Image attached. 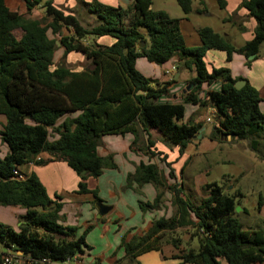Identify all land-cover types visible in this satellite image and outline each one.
<instances>
[{
  "label": "trees",
  "instance_id": "1",
  "mask_svg": "<svg viewBox=\"0 0 264 264\" xmlns=\"http://www.w3.org/2000/svg\"><path fill=\"white\" fill-rule=\"evenodd\" d=\"M22 1L23 16L10 12L4 0H0V115L6 119L0 141L7 148L6 155L0 158V204L25 210L17 230L0 224V264L3 255L16 257L17 253H21L24 262L38 264L46 260L49 264H61L80 257L88 248L85 236L90 227L75 237L74 227L59 223L63 204L49 199L35 174L18 181L13 175L15 170L27 164L64 162L79 178L77 193H90L94 204L99 200L96 192L87 190V178L96 179L104 169L114 168L110 157L97 154L101 138L130 134L134 137L132 149L140 132L147 137L146 154L163 163L167 177L155 164H139L127 176L126 185L149 184L157 190L152 203L138 202L143 213L156 210L163 193L170 192L174 213L168 219L153 221L144 236L123 243L124 259L161 251V244L170 242L179 250L172 257L179 260L178 264H263L264 229L244 230L234 210L240 202L239 192L231 194L216 183H207L202 186L205 198L195 205L187 199L182 180L168 184L169 179H175L174 171L166 156L154 149L150 131L155 130L161 143L168 149L176 148L181 156L203 125L184 124L182 105L157 103L167 95L170 83H154L138 73L134 64L141 57L158 66L177 58V71L195 74L191 80L194 87L185 98L191 104H196L195 93L202 85L220 82L219 92L207 93L214 108L210 140L231 136L238 142L252 134H263L264 114L259 109L257 91L247 82L235 90L239 79L232 78L225 67L208 73L203 57L208 50L224 52L227 62L233 53L257 56L264 43V0L242 1L241 7L255 20L256 27L253 38L239 49L209 28L197 32L201 47H186L179 21L163 11H153L151 0H134L125 8L87 5L88 13L96 19L94 25L87 26L76 16L55 8L50 0ZM215 1L220 8L225 7L223 0ZM176 3L184 15L192 11L191 0ZM40 5L44 15L51 19L49 23L26 17ZM62 29L72 32L71 37L61 40L62 58L79 53L90 62L86 68L73 71L54 65L55 37ZM18 32L21 34L16 40ZM103 37L113 43L94 42ZM87 38L93 41L84 45L82 41ZM141 43L143 47H139ZM73 112H78V116L68 117ZM258 138L264 143V135ZM260 145L251 141L249 147L257 150ZM41 154L48 158L37 160ZM83 171L87 174L82 176ZM179 173L182 176V170ZM261 205L264 198L260 197L258 209ZM183 229L197 240L196 249L178 248L180 238L176 231ZM166 237L169 241L165 242Z\"/></svg>",
  "mask_w": 264,
  "mask_h": 264
},
{
  "label": "crops",
  "instance_id": "2",
  "mask_svg": "<svg viewBox=\"0 0 264 264\" xmlns=\"http://www.w3.org/2000/svg\"><path fill=\"white\" fill-rule=\"evenodd\" d=\"M44 1L48 0H43V2ZM50 1L55 8L63 13L76 16L82 25L90 24V22L95 23L96 20L94 15L88 13L87 5L98 3L114 8H125L129 5L121 2V0ZM125 1L126 0H124V2ZM191 1L192 11L187 15L182 13L176 0L164 1L161 5L162 7L155 10L153 9V2L151 0L150 8L153 11H163L170 18L177 19L179 21V30L185 46L188 48H198L202 46L200 37L197 33L199 29L209 28L214 33L218 35L220 34L217 33V29H215L213 25H211L212 28L204 26L207 22L203 18L205 17L206 19H209L212 17L210 13L204 15L205 10L208 12L206 0ZM223 1L225 7L223 9L221 8L222 10L219 11L225 13L226 16L215 17L214 20L216 21V24L222 23L231 26L232 33H225L224 31L223 35L221 34L220 36L224 37L233 48L239 49L253 38L256 22L249 16L248 12L241 7L243 0ZM4 3L10 12L22 16L24 15V12L22 11L23 9L25 10V6L22 0H4ZM41 7V5L37 6L31 14L26 17L42 23H49L51 19L44 15V11ZM216 24L214 26H216ZM140 31L142 34L144 33L143 30ZM20 34V32L15 34L16 40L19 39ZM71 36L72 32L67 31L66 29H62L59 35H56L57 49L54 55V65L59 62V59L62 58L64 53V47L62 46L61 40L67 39ZM92 41L93 39L87 38L86 42L83 40L82 43L88 45ZM94 42L100 45H110L113 43L110 38L104 37L94 39ZM70 54L65 56V60L67 59L66 65L69 63L68 59L71 57ZM258 56L259 53L257 56L253 55V57L248 60L247 57L241 54L233 53L231 61L227 62L224 52L208 50L203 57V62L208 73H211L212 69L225 67L230 71L232 78L243 80L253 87L257 91L261 100L259 109L264 114V74L262 75L261 73H264V64L260 63L261 60ZM80 58L82 59L81 55ZM82 61H86L87 65L90 63L86 59H83ZM176 63L177 58L173 57L163 65L158 66L141 57L136 59L134 68L143 77L152 80L154 83H170L167 87V95L159 98L157 103L182 105L184 108V124L193 125L196 123H202L203 127L197 136L200 139L205 135L206 127L213 126L214 108L208 102L207 93L209 91L219 92L221 83L216 82L210 86L202 85L197 93H195L196 104H191L185 100L191 90L186 92L183 91L187 85L191 83L195 74L186 70L177 71L175 69ZM58 65L62 66L61 63ZM200 111H204V115H201ZM78 114V112H73L70 113L68 117L74 118L78 116ZM2 117L4 119L0 118V132L6 123L5 117ZM207 118L211 119L210 123H206ZM61 121L62 119L59 120L58 123ZM259 134L260 136L264 135V133L262 134L260 132L255 135L252 134L248 139L240 142H243L242 146H246L247 148H249L251 141H257L259 144L261 143L256 151L259 150V155L264 160V143L261 138H258L260 137L258 136ZM150 137L154 141V149L166 156V161L171 164V168L174 171L175 179H169L168 184L177 183L180 180L183 182L179 172L182 170V176L184 175L185 168H183V166L188 161L189 157H187L186 153L180 156L176 148L168 149L165 147L160 141V135L155 130L150 131ZM133 141L134 137L130 134H125L124 136H104L101 138V143L97 147V154L100 157H110L111 163L114 165V168L112 169H104L98 178H87L85 182L87 190H89V192H96L99 202L110 207L109 212L100 218L96 217L97 212L94 206L95 203L93 204L94 197L90 193L84 195L77 193L79 178L64 162L52 161L44 166L27 164L18 168L19 173L25 177L35 174L44 187L49 199L63 204L59 213V223L63 227H74L75 237L80 236L90 227V230L85 236V243L88 247L85 253L80 257H73L69 259V261L67 260V262L61 264H139L137 260L141 259L139 258L141 255L133 260L124 259L125 253L122 244L129 242L134 237L144 236L151 228L153 221L161 218L168 219L173 215L174 208L171 205V194L167 191L163 193L162 197V199H166L165 201L167 203H163L162 205L160 202L159 207L156 210H148L144 213L139 210L138 202L152 203L156 197L157 190L149 184L143 186L132 184L128 187L126 185L127 176L133 174L135 168L139 164H155L166 177L168 170L166 168L164 169V166H159L160 164H157V161L154 160L157 159L156 157L149 158L148 154H146L147 137L144 133H139L136 144L131 149L130 147ZM220 141L222 147H224L222 148L223 150L220 151L227 153V158L225 156L224 159L226 160L223 162L230 163L234 157L235 147L240 145L241 148V143L239 142L236 144V141H234L231 136L221 137ZM6 153L7 148L2 144L0 147V158L4 157ZM41 157L42 159L48 158L46 154H41ZM245 159H247L245 155L238 157V161L243 160V165L246 167L248 162H245ZM225 177L227 179L232 178L230 175ZM191 180V182L184 181L183 183L186 188V190L184 188L185 193L188 194L187 191L189 192V190L192 189L193 192L200 194L202 192V186L207 184L204 175L201 178H192ZM232 181L233 180H230L228 183L230 184ZM188 186H192V188ZM242 191L243 189L240 187L227 189V192H230L231 194L239 192L241 197H238V199L242 198ZM204 198L205 194L202 192L200 194V199L193 198L195 201L193 204H199ZM237 206H239V204ZM159 210L162 212H159ZM257 211V220L259 219L258 221H260L264 228V205H261ZM24 213L25 210L19 206L0 204V224L12 228L13 230H17L20 219ZM236 214L240 224L245 230L254 229L253 226L255 224L253 223V225H251L248 222V219H250L251 216L246 209L242 207ZM194 240L195 239L190 237V231L184 230V234L180 238L179 243V245H182L178 248L182 249L186 246L192 248ZM167 245L172 250L167 251L161 247V251L149 252L160 253V257L164 260L177 255L179 250L175 249L170 244ZM178 263L179 260L176 264ZM221 264L226 263L221 261Z\"/></svg>",
  "mask_w": 264,
  "mask_h": 264
},
{
  "label": "rangeland",
  "instance_id": "3",
  "mask_svg": "<svg viewBox=\"0 0 264 264\" xmlns=\"http://www.w3.org/2000/svg\"><path fill=\"white\" fill-rule=\"evenodd\" d=\"M164 1H167V0H152L153 9L154 10L160 9ZM121 2L124 3V0H121ZM206 4H207L208 12L205 10L204 15L206 13H210L212 17L209 19H206L204 17L203 19L208 24L206 23L204 25L203 23V25L208 26V27H211V25H213V27L217 29V33H219L220 35L221 34L223 35L224 31L225 33H232L231 26L227 24H222V23L216 24V21L214 20L215 17L226 16L225 13H223L222 11L221 12L219 11L222 9L217 5V2L215 0H206ZM41 9L43 10L42 7ZM22 12L25 13L24 9ZM43 23H47V22H43ZM215 24L216 26H214ZM87 25H94V23L90 22V24H83V26H87ZM85 42H86V39H85ZM70 56L71 57L70 59H68L69 63L67 65H66L67 59L65 60V58H61L59 59V62L56 61L58 63L55 64V66L61 63L62 66L67 67L73 71L82 70L88 66L86 61H82L84 58L82 57L81 59L79 53L74 54V52H72ZM252 56L253 55L248 56L247 59L249 60L250 58H252ZM258 57H260V60H261V61L259 60L260 63L264 64L263 63L264 43L260 46ZM261 73L262 75L264 74L263 72ZM200 113L201 115L202 114L204 115V111H200ZM0 118L4 119L2 116H0ZM211 131H212V126H207L206 133L204 136H202L200 139L198 137L193 139L187 145L185 153L187 157H189V159L184 166L185 168L184 175L181 176L183 179V183L184 181L191 182L192 178L198 179L204 175V179L206 183H216L222 186L225 191H227V189L229 188L234 189V188L240 187L241 189H243L242 191L243 196L242 198L239 199L240 201L239 206H238L239 209L243 207L244 209L247 210V212L251 216V218L248 219V222L251 225H253V223L255 224L253 226L254 229H259V227L260 229H264L263 225L260 223V221H258L259 219L257 220L258 200L260 197L264 198V160L259 155L260 153L259 150L256 151L250 147L247 148L246 146H242L243 142L238 141L236 142V144L240 142L241 148H240V145H237V147H235L234 157L230 163L223 162L226 160L224 159L225 156L227 158V153L224 151H220V150H223L222 148H224L222 147V143L220 139L219 141L209 139ZM1 145L2 143L0 141V147ZM241 155H245L247 157V159H245V162H248V165L246 167L243 165L244 159L238 161V157H241ZM106 157H102V158H106ZM154 160L157 161V164H160L159 166H164L162 162L159 161L158 159H154ZM227 175H230L232 178L227 179L225 177ZM230 180H233V181L229 184L228 181ZM188 187L192 188V186H188ZM187 193L188 194L185 193L186 196H188L187 199H189L192 203L195 202L193 198L200 199L201 193L198 194L196 192H193L192 189H190L189 192L187 191ZM165 200H166L165 198L162 199L161 201L162 205L163 203H167ZM159 212H162V211L159 210ZM183 234H184V229L180 231L178 230L176 231V237L181 238ZM168 238L169 237L165 238V242L166 240L169 241ZM167 244L172 245L169 242V243H162L161 246L167 251L172 250L168 247ZM192 248L194 249L197 248L196 239L194 240L192 244ZM159 254L160 253H156V252L144 253L143 255L139 257L141 259L137 261L139 264H176L178 262V259H173V258H166L164 260L162 257H160Z\"/></svg>",
  "mask_w": 264,
  "mask_h": 264
},
{
  "label": "water",
  "instance_id": "4",
  "mask_svg": "<svg viewBox=\"0 0 264 264\" xmlns=\"http://www.w3.org/2000/svg\"><path fill=\"white\" fill-rule=\"evenodd\" d=\"M134 2V0H126L124 3L125 4H132ZM56 44V46H57V42L55 43ZM144 46V43H141L140 45H139V47H143ZM253 57V56H252ZM245 85V81H243V80H237L236 82H235V84H234V89L235 90H239V89H241L243 86ZM194 87V84L191 82V83H189L188 85H187V87L184 89V91L183 92H186V91H190L192 88ZM87 174V172H85V171H83L82 173H81V175L83 176V175H86ZM94 206H95V209H96V212H97V218H100V217H103V216H105L108 212H109V210H110V207H108V206H106V205H104L103 203H101V202H95V204H94ZM235 212L237 213L240 209H239V207L238 206H236L235 207ZM20 255H21V253H19Z\"/></svg>",
  "mask_w": 264,
  "mask_h": 264
},
{
  "label": "built area",
  "instance_id": "5",
  "mask_svg": "<svg viewBox=\"0 0 264 264\" xmlns=\"http://www.w3.org/2000/svg\"><path fill=\"white\" fill-rule=\"evenodd\" d=\"M210 122H211V119L210 118H207L206 119V123H210ZM36 159L37 160L42 159L41 155L37 156ZM13 175H14L15 179L18 180V181H22V180L25 179V176H23L22 174H20L18 170H15L13 172ZM20 256L21 255L19 253L16 254V257L15 256H12V255H9V254L3 255L2 256V259H1V264H14V263H18V264H32V261L31 260H28V262H24L20 258ZM68 261H69V259H68ZM38 264H49V263L46 260H42V261L38 262Z\"/></svg>",
  "mask_w": 264,
  "mask_h": 264
}]
</instances>
